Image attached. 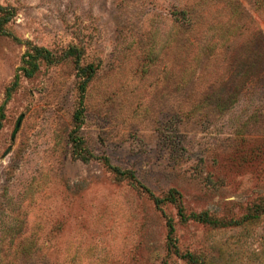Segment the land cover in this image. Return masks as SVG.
I'll return each mask as SVG.
<instances>
[{"label": "rangeland", "instance_id": "rangeland-1", "mask_svg": "<svg viewBox=\"0 0 264 264\" xmlns=\"http://www.w3.org/2000/svg\"><path fill=\"white\" fill-rule=\"evenodd\" d=\"M0 264H264V0H0Z\"/></svg>", "mask_w": 264, "mask_h": 264}, {"label": "trees", "instance_id": "trees-1", "mask_svg": "<svg viewBox=\"0 0 264 264\" xmlns=\"http://www.w3.org/2000/svg\"><path fill=\"white\" fill-rule=\"evenodd\" d=\"M34 52H35L34 55H29V60L27 61V65L31 69H27V68L24 69L25 74L28 77H31L34 74V72L38 69L37 60L47 58V54H46L45 49L36 48V49H34ZM90 71L92 72L93 69H90ZM89 74L90 75H88V77H87V82L90 80V78L92 76V73H89ZM9 97H10V94L8 95V98ZM223 101H228V99H224ZM226 107L227 106H225V105L224 106L221 105V110L222 111L225 110ZM75 134H76V131H72L70 138H71V140H73V142L78 143L76 141V140H78V136H76ZM111 168L113 171H115L119 174H125L119 168H116V167H111ZM145 191H147L150 194V196L153 198V200H154V202L158 208H161V206L168 201H170L172 203H178L179 202L180 197H177L179 193L177 191H174V190L171 191L169 197H166V198H158V197L154 196L153 193H151L147 188H145ZM180 214L183 217V219H187V217H185L183 214V208H180ZM191 218H194V219L201 221V222H206V223H211V224H219V222L215 219H212L208 213H202L199 215L194 214V215H191ZM174 231H175L174 224H173L172 220H170L169 221V237L171 238V242H173ZM188 256H189V258L191 257V255H188Z\"/></svg>", "mask_w": 264, "mask_h": 264}]
</instances>
